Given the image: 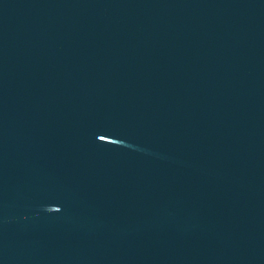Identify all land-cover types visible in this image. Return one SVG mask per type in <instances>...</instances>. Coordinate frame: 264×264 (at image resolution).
<instances>
[{
  "label": "water",
  "instance_id": "obj_1",
  "mask_svg": "<svg viewBox=\"0 0 264 264\" xmlns=\"http://www.w3.org/2000/svg\"><path fill=\"white\" fill-rule=\"evenodd\" d=\"M0 264H264V0H0Z\"/></svg>",
  "mask_w": 264,
  "mask_h": 264
}]
</instances>
